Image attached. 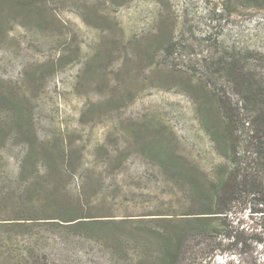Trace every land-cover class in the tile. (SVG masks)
Wrapping results in <instances>:
<instances>
[{"label": "rangeland", "instance_id": "obj_1", "mask_svg": "<svg viewBox=\"0 0 264 264\" xmlns=\"http://www.w3.org/2000/svg\"><path fill=\"white\" fill-rule=\"evenodd\" d=\"M232 59L264 82V0H0V264L156 256L189 172L254 158L245 111L223 115ZM256 198L228 205L245 245L206 264H264Z\"/></svg>", "mask_w": 264, "mask_h": 264}, {"label": "trees", "instance_id": "obj_2", "mask_svg": "<svg viewBox=\"0 0 264 264\" xmlns=\"http://www.w3.org/2000/svg\"><path fill=\"white\" fill-rule=\"evenodd\" d=\"M224 68L226 80L240 98L241 106L224 104L223 115L227 128L233 132L240 121L239 108L250 118L248 143L254 148V158H249L246 168L239 166V153H233L234 166L220 182L209 183L206 177L189 172L187 186L182 189L184 201L189 203V210L178 216L159 214L154 219L168 222L172 230L159 231L155 238L157 255L143 251L140 262L144 264H206L207 257L218 251L241 249L245 243L246 230L231 219L228 205L238 198L251 195L260 200L264 207V182L253 174H264V82L251 81L242 65L232 59ZM213 135V134H212ZM239 146V138L233 137ZM25 166V160L23 162ZM229 206V207H230ZM255 213L264 215V208H256ZM257 242L264 248V239L258 236Z\"/></svg>", "mask_w": 264, "mask_h": 264}]
</instances>
